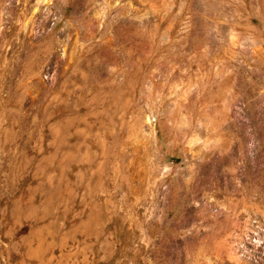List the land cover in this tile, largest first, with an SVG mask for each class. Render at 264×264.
I'll return each instance as SVG.
<instances>
[{
    "label": "rangeland",
    "instance_id": "374dc122",
    "mask_svg": "<svg viewBox=\"0 0 264 264\" xmlns=\"http://www.w3.org/2000/svg\"><path fill=\"white\" fill-rule=\"evenodd\" d=\"M0 264H264V0H0Z\"/></svg>",
    "mask_w": 264,
    "mask_h": 264
}]
</instances>
